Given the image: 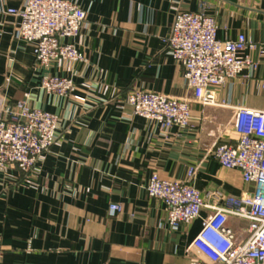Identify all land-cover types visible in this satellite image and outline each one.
Instances as JSON below:
<instances>
[{
  "label": "crops",
  "instance_id": "1",
  "mask_svg": "<svg viewBox=\"0 0 264 264\" xmlns=\"http://www.w3.org/2000/svg\"><path fill=\"white\" fill-rule=\"evenodd\" d=\"M25 2L0 0V114L28 94L31 105L59 116L60 127L31 175L0 170V264H188L201 218L170 230L166 205L148 195L147 184L154 172L185 180L197 166L190 182L208 202L223 204L219 192L253 190L208 151L235 137L234 107L264 108V56L247 51L260 62L256 72L229 79L217 105L192 103L186 129L166 133L134 115L123 98L135 88L192 97L165 43L179 11L215 17L220 39L244 33L264 44V0H78L87 21L68 41L86 60H59L49 70L36 62L33 44L16 38L19 19L6 12ZM50 73L71 77L86 100L45 91ZM111 203L122 211L111 214ZM210 212L203 209L202 217ZM228 223L245 237L246 222Z\"/></svg>",
  "mask_w": 264,
  "mask_h": 264
},
{
  "label": "built area",
  "instance_id": "2",
  "mask_svg": "<svg viewBox=\"0 0 264 264\" xmlns=\"http://www.w3.org/2000/svg\"><path fill=\"white\" fill-rule=\"evenodd\" d=\"M19 19L16 38L34 46L36 62L49 70L59 60L73 63L86 60L74 42L85 27L87 11L78 0H26L20 8H8ZM215 17L206 12L179 11L165 39L174 60L184 68L192 97H171L145 89H131L123 98L134 115L157 122L168 133L171 128L186 129L192 118V103L217 105L219 89L248 69L253 75L260 62L247 51L264 56V44L248 40L244 33L236 38L217 37ZM42 88L67 99H80L71 77L47 74ZM264 88V79L261 83ZM232 141L214 143L208 153L226 168L239 170L244 183L253 190L239 196L216 193L223 204L208 202L188 178L166 179L154 172L147 184L150 197L164 202L170 230H178L201 218L202 228L188 246V264H264V108L236 106L230 120ZM60 118L34 107L29 96L6 107L0 114V170L19 168L31 175L40 157L56 142ZM210 214L202 217V210ZM122 211L110 204V213ZM230 217L247 223L240 239L229 225Z\"/></svg>",
  "mask_w": 264,
  "mask_h": 264
}]
</instances>
